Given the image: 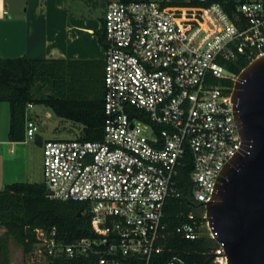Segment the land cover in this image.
<instances>
[{"label": "built area", "instance_id": "1", "mask_svg": "<svg viewBox=\"0 0 264 264\" xmlns=\"http://www.w3.org/2000/svg\"><path fill=\"white\" fill-rule=\"evenodd\" d=\"M198 1L203 5L109 1L104 137L43 144L49 197L85 203L92 236L64 243L55 228L37 229L40 264H196L177 255L163 258L171 198L192 203L177 232L188 240H216L206 203L241 143L234 85L224 82L234 83L238 74L226 63L264 55V0ZM37 131L26 121V138ZM187 151L192 171L186 194L178 177ZM213 255V264H228L223 244Z\"/></svg>", "mask_w": 264, "mask_h": 264}, {"label": "trees", "instance_id": "2", "mask_svg": "<svg viewBox=\"0 0 264 264\" xmlns=\"http://www.w3.org/2000/svg\"><path fill=\"white\" fill-rule=\"evenodd\" d=\"M131 1V0H122ZM213 0H210V2ZM169 6H200L198 0L170 2ZM105 32L100 41L105 45ZM250 60L239 55L226 63L229 72L239 74ZM83 61L50 58H0V102H8L11 109L9 139L26 138V111L29 103L51 107L63 118L83 125L82 140H102L104 137V91L91 96L89 86L82 78L90 80V71ZM85 75V76H84ZM233 86V80H224ZM104 87V83H103ZM47 88L48 92H44ZM185 163L180 166V187L188 193L192 156L187 151ZM192 203L186 198H171L165 208L164 228L161 238L164 259L182 256L196 264H213L216 240L202 236L197 240L185 239L177 228L187 220ZM85 203L50 198L45 182H18L0 189V226L5 232L0 236V264H11L10 240L23 247L24 254L32 257L25 264H40L35 254L38 244L37 229L57 230L64 243H72L92 236L91 217ZM81 211V215L79 212Z\"/></svg>", "mask_w": 264, "mask_h": 264}, {"label": "crops", "instance_id": "3", "mask_svg": "<svg viewBox=\"0 0 264 264\" xmlns=\"http://www.w3.org/2000/svg\"><path fill=\"white\" fill-rule=\"evenodd\" d=\"M109 1L0 0V58L83 61L81 67L90 71V80L84 77L81 83L89 86L91 96L100 95L106 56L100 34ZM43 114L60 117L51 107L33 103L27 108L26 121L37 124L36 135L11 141L10 105L0 102V189L18 182L44 181L43 144L57 137L42 132L39 120ZM4 232L0 226V236Z\"/></svg>", "mask_w": 264, "mask_h": 264}, {"label": "water", "instance_id": "4", "mask_svg": "<svg viewBox=\"0 0 264 264\" xmlns=\"http://www.w3.org/2000/svg\"><path fill=\"white\" fill-rule=\"evenodd\" d=\"M232 103L241 143L219 173L207 216L228 264H264V55L238 74Z\"/></svg>", "mask_w": 264, "mask_h": 264}, {"label": "rangeland", "instance_id": "5", "mask_svg": "<svg viewBox=\"0 0 264 264\" xmlns=\"http://www.w3.org/2000/svg\"><path fill=\"white\" fill-rule=\"evenodd\" d=\"M175 2H187L189 0H171ZM44 92H48L45 88ZM39 105V104H37ZM41 108V106H39ZM41 130L43 133L52 134L54 133L57 139H73L81 136L82 124L72 121L66 118H60L54 115L52 118H47L45 114L42 115L41 120H39ZM55 129V130H54ZM49 130V131H46ZM10 251L12 264H25L26 261L32 260V257L26 256L23 251V247L18 244L15 240H10Z\"/></svg>", "mask_w": 264, "mask_h": 264}]
</instances>
